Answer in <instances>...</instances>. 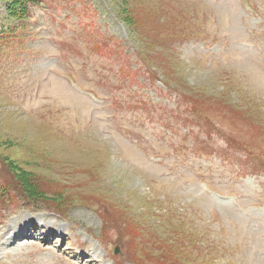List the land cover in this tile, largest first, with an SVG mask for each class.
<instances>
[{"label": "rangeland", "instance_id": "rangeland-1", "mask_svg": "<svg viewBox=\"0 0 264 264\" xmlns=\"http://www.w3.org/2000/svg\"><path fill=\"white\" fill-rule=\"evenodd\" d=\"M179 1L152 83L116 2L41 0L24 21L0 0V179L48 198L0 210V264H154L146 235L175 264H264V0Z\"/></svg>", "mask_w": 264, "mask_h": 264}, {"label": "trees", "instance_id": "trees-1", "mask_svg": "<svg viewBox=\"0 0 264 264\" xmlns=\"http://www.w3.org/2000/svg\"><path fill=\"white\" fill-rule=\"evenodd\" d=\"M6 2V10L9 17L12 18H24L26 21L28 19V8L35 6L41 0H1ZM116 2L119 6L120 19L121 21L129 27L131 32L134 34L135 38L141 37L140 51L137 52V58H139L142 63L146 60L145 66L142 64L141 70L149 73L152 80H161L163 76H166V71L169 69L171 64V54L173 50V43L183 40V34L181 33V26L188 20L184 15L185 6H183L179 0H112ZM171 6H173L174 11H171ZM97 48L102 52L106 50V46L99 44ZM118 55H121L120 49L118 47ZM140 69V68H139ZM168 80V79H167ZM180 87H184L183 84ZM183 98V96H181ZM181 100V98H180ZM184 101V100H183ZM193 107V106H192ZM189 108V107H188ZM193 110L199 111L196 107L191 108ZM195 112V111H193ZM205 122V120H204ZM216 134L221 135L225 140H227L231 146L236 144L229 139H226L224 134L218 129ZM12 173V172H11ZM7 173L6 178L8 182V190L0 187L3 191L0 198L1 201H5L8 198V194L11 193L10 188L13 186L15 189V195L20 197L31 205H38L42 200H48L47 197H38L42 195V192L46 190H39L34 185H30L23 177L20 175L19 179L21 183H18V175L14 173ZM30 177V176H29ZM31 178V177H30ZM2 186H4V181L2 180ZM34 187L35 191H33ZM46 194V193H45ZM55 197L58 195L54 194ZM52 208L63 213L64 208L61 204L53 201ZM166 243L165 239H161ZM177 245V244H176ZM169 248H165L168 252H161L159 255L154 257V264H175L174 260H179L183 262V258L179 257L176 253H173L170 244L166 245ZM179 248V246L177 245ZM169 249V250H168ZM180 252V251H179Z\"/></svg>", "mask_w": 264, "mask_h": 264}, {"label": "bare ground", "instance_id": "bare-ground-1", "mask_svg": "<svg viewBox=\"0 0 264 264\" xmlns=\"http://www.w3.org/2000/svg\"><path fill=\"white\" fill-rule=\"evenodd\" d=\"M58 231L60 232V231H62V229L60 228V229H58ZM10 236H9V240L11 241L12 240V238H13V232H11L10 234H9ZM13 241V240H12ZM7 242H9V241H7Z\"/></svg>", "mask_w": 264, "mask_h": 264}]
</instances>
